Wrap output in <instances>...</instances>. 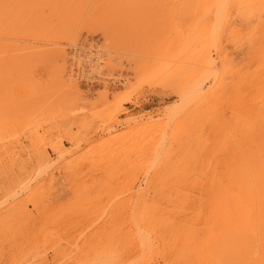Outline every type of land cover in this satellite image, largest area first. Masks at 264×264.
<instances>
[{"label": "rangeland", "instance_id": "374dc122", "mask_svg": "<svg viewBox=\"0 0 264 264\" xmlns=\"http://www.w3.org/2000/svg\"><path fill=\"white\" fill-rule=\"evenodd\" d=\"M0 264H264V0H0Z\"/></svg>", "mask_w": 264, "mask_h": 264}, {"label": "bare ground", "instance_id": "6f19581e", "mask_svg": "<svg viewBox=\"0 0 264 264\" xmlns=\"http://www.w3.org/2000/svg\"><path fill=\"white\" fill-rule=\"evenodd\" d=\"M219 1H221V2H223V1H227V0H215V2L216 3H218ZM213 63V61L211 60V58H210V56L207 54V55H205V56H203L202 57V64L203 65H205V66H209V65H211ZM193 88V87H192ZM200 91H201V87H199L197 90H196V93L197 94H199L200 93ZM243 187V186H242ZM245 192V191H244ZM235 198H237V197H234V199ZM224 199V198H223ZM228 199V198H227ZM227 199H225L226 201H227ZM233 199V198H232ZM233 199V200H234ZM224 200V201H225ZM232 200V201H233ZM228 202H230L231 204H232V202H231V199L228 201ZM234 202V201H233ZM225 203V202H224ZM231 204H229V206L231 205ZM224 205V204H223ZM232 206V205H231ZM225 209H226V207H225ZM230 211V210H229ZM233 210H231V212H232ZM226 213H227V210L225 211ZM225 214V213H224Z\"/></svg>", "mask_w": 264, "mask_h": 264}]
</instances>
